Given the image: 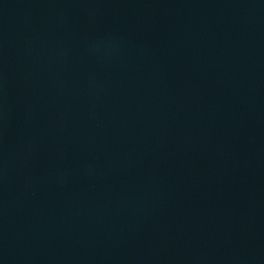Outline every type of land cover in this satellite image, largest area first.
Listing matches in <instances>:
<instances>
[{"label": "water", "instance_id": "1", "mask_svg": "<svg viewBox=\"0 0 264 264\" xmlns=\"http://www.w3.org/2000/svg\"><path fill=\"white\" fill-rule=\"evenodd\" d=\"M0 264H264V0H0Z\"/></svg>", "mask_w": 264, "mask_h": 264}]
</instances>
